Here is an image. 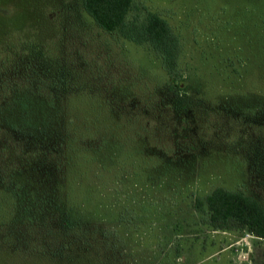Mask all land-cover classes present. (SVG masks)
I'll list each match as a JSON object with an SVG mask.
<instances>
[{
  "label": "rangeland",
  "instance_id": "374dc122",
  "mask_svg": "<svg viewBox=\"0 0 264 264\" xmlns=\"http://www.w3.org/2000/svg\"><path fill=\"white\" fill-rule=\"evenodd\" d=\"M133 2L178 36L174 76L146 46L99 28L81 0H0V170L38 122L24 117L30 83L54 69L76 87L75 107L55 98L64 118L105 134L65 147L64 178L44 185L38 214L0 179V264H45L39 250L57 253L65 208L82 220L95 264H264L263 239L213 230L194 209L217 187L264 207V0ZM41 112L58 136L63 118Z\"/></svg>",
  "mask_w": 264,
  "mask_h": 264
},
{
  "label": "trees",
  "instance_id": "16d2710c",
  "mask_svg": "<svg viewBox=\"0 0 264 264\" xmlns=\"http://www.w3.org/2000/svg\"><path fill=\"white\" fill-rule=\"evenodd\" d=\"M81 7L103 31L115 32L136 45L146 46L160 58L163 68L169 75L176 74L180 53L179 38L159 14L142 7L143 15L140 16L138 12L141 9L135 6L133 0H81ZM135 9L137 12L133 13ZM31 55L34 56L31 53L28 59L38 67L37 71L41 75L46 66L40 63L36 65L37 59L35 60ZM35 55L39 54L35 53ZM47 72L50 71L45 70V73ZM52 73L54 76L52 80L40 78L37 84L30 83L32 92L26 100V105H23L24 117L30 122L35 119L38 122L29 126L31 130L26 136L27 146L22 145L21 141L12 142L9 150L10 159L5 162L12 161V165L6 164V168L3 165L0 170L1 182L9 183L10 194L23 200L26 196V201L30 202L25 204L26 209L31 208L36 214L42 211L43 205L48 204L47 198L40 194L44 191V185L54 178H64L65 167L69 164L64 152L65 147L78 142L98 146L102 143L99 141L105 137V134H100L96 139L89 133L90 128L83 126L82 122L78 124L72 116L64 118V108L56 107L55 98L60 99L61 102L64 99L60 97L65 94L68 98L67 103L75 107L74 100L69 98L76 93V87L59 76V71L54 69ZM44 85H50L52 91H46ZM41 111L45 114V118L46 114L48 117L53 115L63 118L58 136L55 137L56 131H52L50 124L44 123L40 115ZM1 151H5V147L1 148ZM38 194L41 197H37ZM194 209L207 214L206 223L213 230L246 229L253 236L264 240V207L249 195L217 187L203 198H196ZM56 223L55 234L61 237L57 253H53L50 249L39 250L45 264H48L51 255L56 254L63 258V264H95L90 256L91 244L85 235L86 228L82 220L74 221L69 209L65 208L59 214ZM101 256L96 264H106Z\"/></svg>",
  "mask_w": 264,
  "mask_h": 264
}]
</instances>
